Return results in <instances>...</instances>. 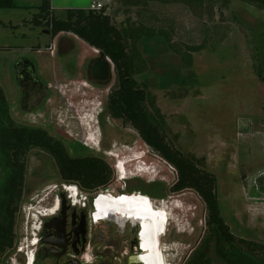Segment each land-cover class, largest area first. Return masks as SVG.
<instances>
[{
    "label": "rangeland",
    "instance_id": "374dc122",
    "mask_svg": "<svg viewBox=\"0 0 264 264\" xmlns=\"http://www.w3.org/2000/svg\"><path fill=\"white\" fill-rule=\"evenodd\" d=\"M117 2L109 11L116 27L129 17L165 32L138 42L141 72L134 78L155 98L165 117L167 137L175 147L198 158L199 166L215 175L221 216L235 244L264 264V249L251 253L237 241L264 246V79L257 74L260 69L264 77V8L243 0H197L193 9L179 3L154 1L143 7H125L123 0ZM36 13L32 7L19 5L0 9V85L8 99L10 119L20 126L44 129L70 156L102 158L112 178L104 190L89 191L92 196L103 192L115 202L122 192L138 193L149 200L146 205L152 215L170 214L164 235L149 224L156 243L153 254H163L165 264H184L206 233L204 202L192 189L173 191L174 168L134 129L104 114L107 95L116 83L112 62L109 82L91 84L85 66L98 53L72 33L51 38L46 25L31 24ZM55 15L64 18L65 10ZM58 42H69L73 49L65 56L64 48L55 54L49 46ZM187 44L204 46L192 54L191 68L182 59ZM21 58L36 64L38 76L49 88L48 99L32 113L22 112L15 103L11 71ZM90 130L94 140L88 139ZM65 183L76 184L60 177L47 152L33 148L27 153L16 239L0 257V264H24L25 253L34 252L30 241L41 224L38 210L48 204L41 198L56 187L63 190ZM150 192L164 195L156 197ZM55 193H49V202ZM207 264L246 263L222 260L212 243Z\"/></svg>",
    "mask_w": 264,
    "mask_h": 264
},
{
    "label": "trees",
    "instance_id": "16d2710c",
    "mask_svg": "<svg viewBox=\"0 0 264 264\" xmlns=\"http://www.w3.org/2000/svg\"><path fill=\"white\" fill-rule=\"evenodd\" d=\"M154 1L163 4L179 3L191 9L198 3L197 0H123V4L125 7H143ZM243 1L264 8V0ZM16 7L18 4L15 0H0L2 10ZM36 9L31 24L46 25L51 38L60 33H72L112 62L116 83L107 95L104 114L134 129L153 152L174 168L177 180L171 187L173 191L192 189L204 202L206 233L184 264H207L212 243L217 255L226 262L260 264L250 253L242 252L240 245L235 244V236L221 216L215 175L201 168L198 158L183 154L175 147L167 137L165 117L156 106L155 98L134 78L135 74L141 72L142 54L137 47L138 42L143 38L164 35L165 32L135 23L129 17L118 28L105 13L103 6L99 10L66 9L64 18H58L52 12L51 0H41ZM203 49V44L186 45L182 53L186 68L193 65L192 54ZM257 74L264 79L260 69ZM33 148L51 154L60 177L75 182L84 191L105 186L112 178V170L102 158L70 156L64 145L46 131L15 124L10 119L8 101L0 85V257L15 243L16 218L25 184V160ZM152 192V196L164 195ZM237 241L244 244L251 253L257 248L264 249L262 245L249 244L242 239Z\"/></svg>",
    "mask_w": 264,
    "mask_h": 264
},
{
    "label": "flooded vegetation",
    "instance_id": "af4514ba",
    "mask_svg": "<svg viewBox=\"0 0 264 264\" xmlns=\"http://www.w3.org/2000/svg\"><path fill=\"white\" fill-rule=\"evenodd\" d=\"M62 38L64 40L66 36ZM68 44L58 42L49 47H54L55 54L59 55L63 48L66 49L68 52L63 53L65 56L73 49ZM99 59V54L88 58L85 66L86 79L94 85L105 84V81L93 78L92 64ZM11 73L17 108L25 113L35 112L49 96L48 85L38 76L36 64L21 58L14 63ZM27 127L45 131L40 127ZM61 187L63 190L58 191L56 187L44 192L46 199L41 198L48 200L45 209H49L56 199L60 204L55 214L42 216L40 227L34 233L37 243L30 241V247L34 245V252L30 249L25 253V258H28L30 251L33 252L32 264H40L43 260L49 261V264H155L151 260L156 243L150 234V222L144 221L139 212L140 194L122 192L120 199L114 202L103 192L92 196V190L85 191L88 195L84 197L79 189L76 202L72 203V193L62 184ZM101 187L104 190L106 185ZM55 190L49 202L48 195Z\"/></svg>",
    "mask_w": 264,
    "mask_h": 264
},
{
    "label": "bare ground",
    "instance_id": "6f19581e",
    "mask_svg": "<svg viewBox=\"0 0 264 264\" xmlns=\"http://www.w3.org/2000/svg\"><path fill=\"white\" fill-rule=\"evenodd\" d=\"M83 118L85 120V124L88 125V126H90L89 123H88L89 122L88 121L89 120L88 116H85ZM94 136H95V134L92 133V131L90 130L89 133H88V139L89 140H94L95 139ZM125 179H127V177L124 176L123 177V180H125ZM74 189L75 188H70L69 189L70 192L72 193V195H71L72 198L75 197ZM59 202L60 201L58 199H56L55 202H54V204L49 209H44V210L41 209V212L38 210L39 215H41V216H43V215L44 216H49V215L55 214L56 211L58 210L57 208H58V204H60ZM146 202H149V200L142 197L141 200H140V203H139V212H140L141 218L144 221H149L150 224H151V227H152L153 231H155L157 234L164 235L165 234V230H166L167 223L169 221V216L168 215H170V214H168L167 212L165 213L164 211H162L161 213H159V216L158 217L157 216H154L151 213L152 211H150L149 210V207L146 205ZM29 217H30V215H29ZM34 219H36V218L34 217ZM31 243H33V242H31ZM162 255L163 254H159V253L153 254L152 255L151 262H154L155 264H165L164 263L165 261H164ZM32 259H33L32 256H29L25 260V264H32Z\"/></svg>",
    "mask_w": 264,
    "mask_h": 264
},
{
    "label": "crops",
    "instance_id": "0c3cea01",
    "mask_svg": "<svg viewBox=\"0 0 264 264\" xmlns=\"http://www.w3.org/2000/svg\"><path fill=\"white\" fill-rule=\"evenodd\" d=\"M19 6H27L36 9L41 3V0H15ZM118 1V0H117ZM116 0H51V10L54 14L58 10L74 9V8H89L91 3L101 4L105 8V13L110 16L109 11L111 10L110 6L112 3L119 5ZM121 5V4H120ZM37 10V9H36ZM47 33V31H45ZM95 51V49H93Z\"/></svg>",
    "mask_w": 264,
    "mask_h": 264
},
{
    "label": "water",
    "instance_id": "95a60500",
    "mask_svg": "<svg viewBox=\"0 0 264 264\" xmlns=\"http://www.w3.org/2000/svg\"><path fill=\"white\" fill-rule=\"evenodd\" d=\"M100 59L92 64L93 78L109 82L112 76V64L104 55H99Z\"/></svg>",
    "mask_w": 264,
    "mask_h": 264
},
{
    "label": "built area",
    "instance_id": "2783aa9c",
    "mask_svg": "<svg viewBox=\"0 0 264 264\" xmlns=\"http://www.w3.org/2000/svg\"><path fill=\"white\" fill-rule=\"evenodd\" d=\"M103 5H101V4H94V3H91L90 4V6H89V8L90 9H92V10H99L101 7H102ZM96 51V53H98L97 52V50H95ZM117 165H118V163H117ZM63 187L65 188V189H67L68 191H70L69 189L70 188H72L73 186L71 185V184H67V183H65V184H63ZM86 192H84L83 193V195H84V197L86 196ZM72 198V197H71ZM74 199L72 200V203H74ZM31 242H33L34 244H36L37 243V238L35 237V238H32V241ZM32 243V244H33ZM33 255V252H31L30 251V253H29V255L28 256H32ZM32 258H33V256H32Z\"/></svg>",
    "mask_w": 264,
    "mask_h": 264
},
{
    "label": "clouds",
    "instance_id": "9594fccd",
    "mask_svg": "<svg viewBox=\"0 0 264 264\" xmlns=\"http://www.w3.org/2000/svg\"><path fill=\"white\" fill-rule=\"evenodd\" d=\"M73 187L72 188H75L74 189V194H75V197L73 198L75 200V198L77 197V194L79 193V189L81 190V193L83 194L85 191L82 190L77 184H73L72 185ZM71 193V192H70ZM148 198V197H147ZM29 257V256H28Z\"/></svg>",
    "mask_w": 264,
    "mask_h": 264
}]
</instances>
